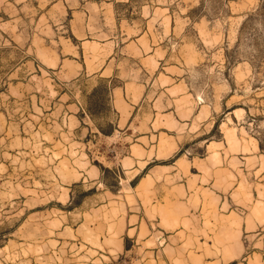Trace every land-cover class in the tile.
I'll use <instances>...</instances> for the list:
<instances>
[{"label": "rangeland", "instance_id": "obj_1", "mask_svg": "<svg viewBox=\"0 0 264 264\" xmlns=\"http://www.w3.org/2000/svg\"><path fill=\"white\" fill-rule=\"evenodd\" d=\"M0 264H264V0H0Z\"/></svg>", "mask_w": 264, "mask_h": 264}, {"label": "trees", "instance_id": "obj_2", "mask_svg": "<svg viewBox=\"0 0 264 264\" xmlns=\"http://www.w3.org/2000/svg\"><path fill=\"white\" fill-rule=\"evenodd\" d=\"M105 132V134H109V132H107V131H104Z\"/></svg>", "mask_w": 264, "mask_h": 264}, {"label": "crops", "instance_id": "obj_3", "mask_svg": "<svg viewBox=\"0 0 264 264\" xmlns=\"http://www.w3.org/2000/svg\"><path fill=\"white\" fill-rule=\"evenodd\" d=\"M138 226H136V230H137Z\"/></svg>", "mask_w": 264, "mask_h": 264}]
</instances>
